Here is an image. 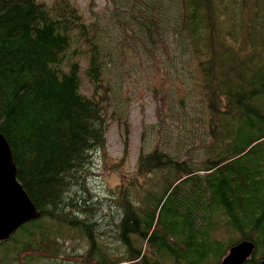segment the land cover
<instances>
[{
  "label": "trees",
  "instance_id": "obj_1",
  "mask_svg": "<svg viewBox=\"0 0 264 264\" xmlns=\"http://www.w3.org/2000/svg\"><path fill=\"white\" fill-rule=\"evenodd\" d=\"M166 6L180 20L187 56L197 60L199 74L188 67L211 114L206 135L212 143L199 166L158 150L141 156L139 168L166 166L159 195L143 192L133 206L128 191L119 190L106 196L105 208L95 176L86 178L106 145L104 108L81 93L78 63L64 67L77 53L71 33L85 38L87 24L69 2L49 10L37 0H0V134L41 217L7 240L1 262L30 261L32 250L52 243L70 255L73 241L86 235L92 247L85 264H221L243 241L255 247L242 264H264V0H171L152 14ZM87 74L97 89L98 50ZM120 209L111 240L128 247L122 257L94 236L97 223L111 215L118 220Z\"/></svg>",
  "mask_w": 264,
  "mask_h": 264
},
{
  "label": "rangeland",
  "instance_id": "obj_2",
  "mask_svg": "<svg viewBox=\"0 0 264 264\" xmlns=\"http://www.w3.org/2000/svg\"><path fill=\"white\" fill-rule=\"evenodd\" d=\"M170 1L37 0L49 10L57 3L69 2L78 10L83 18L81 21L87 24L85 38H79V32L71 33L72 49L77 53L69 57L64 67L67 71L71 63H78L81 93L95 97L104 108L106 145L97 152L94 172L91 170L86 178L95 176V195L102 198L100 202L105 208L109 201L106 196L119 190L122 194L128 191L133 206L140 204L143 192L159 195L163 189L162 178L168 173L164 169L166 166L149 172L147 165L139 168L141 156L158 150L171 160L199 166L212 143L206 135L211 114L204 108L199 88L192 80L194 72L199 74L197 60L188 57L184 49L180 20L169 14L167 6L165 13L152 14L157 5L170 4ZM19 23L13 24L12 29L18 28ZM151 35L153 39L147 40ZM96 50L100 52L103 72L97 89L87 74L91 55ZM118 212V220L113 221L111 215L109 220L97 223L94 236L106 244L107 251L122 257L127 254L128 247L117 239L111 240L116 236L111 230L121 221L125 211ZM38 219H41L40 214ZM30 224L31 221L24 226ZM62 231L63 227H58L56 233L62 234ZM84 237L79 242L73 241L70 255L62 254L60 247L52 243L43 250H32L35 254L30 261L18 260L20 264H85L92 246L88 237ZM53 239L57 242L58 235ZM8 242L0 245V264H7V259L1 260L6 250L2 246ZM165 264L175 263L166 260Z\"/></svg>",
  "mask_w": 264,
  "mask_h": 264
},
{
  "label": "water",
  "instance_id": "obj_3",
  "mask_svg": "<svg viewBox=\"0 0 264 264\" xmlns=\"http://www.w3.org/2000/svg\"><path fill=\"white\" fill-rule=\"evenodd\" d=\"M38 217L35 204L17 180V166L11 148L0 134V243L8 240L22 225ZM254 247L248 241L239 243L230 249L221 264H230L233 258H229L234 251L240 252L241 257L231 264L244 263L252 255Z\"/></svg>",
  "mask_w": 264,
  "mask_h": 264
},
{
  "label": "bare ground",
  "instance_id": "obj_4",
  "mask_svg": "<svg viewBox=\"0 0 264 264\" xmlns=\"http://www.w3.org/2000/svg\"><path fill=\"white\" fill-rule=\"evenodd\" d=\"M239 257H241V256H240V252H235V251H234V252L232 253L231 257L229 258V259L233 258V261L230 262V264H231V263H234V262L237 260V258H239ZM229 259H228V260H229ZM228 260H227V261H228ZM227 261H226V262H227ZM226 262H225V263H226Z\"/></svg>",
  "mask_w": 264,
  "mask_h": 264
}]
</instances>
